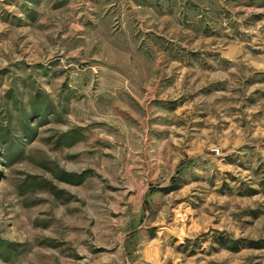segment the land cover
<instances>
[{"label": "rangeland", "instance_id": "374dc122", "mask_svg": "<svg viewBox=\"0 0 264 264\" xmlns=\"http://www.w3.org/2000/svg\"><path fill=\"white\" fill-rule=\"evenodd\" d=\"M254 4L0 0V264H264Z\"/></svg>", "mask_w": 264, "mask_h": 264}, {"label": "crops", "instance_id": "0c3cea01", "mask_svg": "<svg viewBox=\"0 0 264 264\" xmlns=\"http://www.w3.org/2000/svg\"><path fill=\"white\" fill-rule=\"evenodd\" d=\"M243 2H244V4L246 5V6H254L255 4V0H243ZM215 4V6H213V3L209 6V8L206 6V10H207V14L209 13V15H210V13L211 12H213L212 11V7H217L218 6V4H216V2H214ZM230 13V12H229ZM233 23H235V26H236V28H239V29H241V30H243L244 31V37H243V39L244 40H246L247 41V45H249V44H252L253 45V41H255V40H259L258 39V34H259V32H257V30H252V29H249L248 27H246L244 24H242V22L241 21H236V22H233ZM235 28V27H234ZM251 48V47H250ZM249 49V48H248ZM247 49V47L245 48H243V46H242V50H248ZM239 49H237V50H235V52H237ZM241 50V49H240ZM252 50H253V48H252ZM249 52V51H248ZM238 53H242L241 51L240 52H238ZM250 53V52H249Z\"/></svg>", "mask_w": 264, "mask_h": 264}]
</instances>
